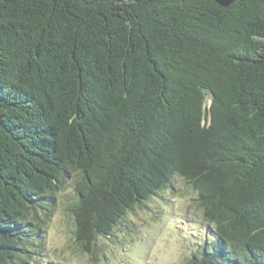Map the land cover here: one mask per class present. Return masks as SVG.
Segmentation results:
<instances>
[{"label":"trees","instance_id":"obj_1","mask_svg":"<svg viewBox=\"0 0 264 264\" xmlns=\"http://www.w3.org/2000/svg\"><path fill=\"white\" fill-rule=\"evenodd\" d=\"M177 179L183 264H264V0H0V264H43L62 190L93 255Z\"/></svg>","mask_w":264,"mask_h":264},{"label":"rangeland","instance_id":"obj_2","mask_svg":"<svg viewBox=\"0 0 264 264\" xmlns=\"http://www.w3.org/2000/svg\"><path fill=\"white\" fill-rule=\"evenodd\" d=\"M69 195L68 189L57 195L45 228L43 264H183L203 229L195 192L177 179L175 188L129 211L113 235L98 236L93 256L72 239Z\"/></svg>","mask_w":264,"mask_h":264},{"label":"water","instance_id":"obj_3","mask_svg":"<svg viewBox=\"0 0 264 264\" xmlns=\"http://www.w3.org/2000/svg\"><path fill=\"white\" fill-rule=\"evenodd\" d=\"M215 1L224 6L228 5L231 2V0H215Z\"/></svg>","mask_w":264,"mask_h":264}]
</instances>
